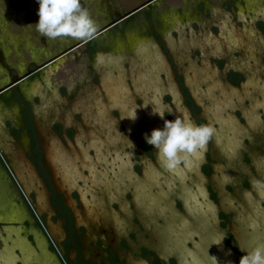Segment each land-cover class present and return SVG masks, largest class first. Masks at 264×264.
I'll return each instance as SVG.
<instances>
[{
    "label": "rangeland",
    "instance_id": "1",
    "mask_svg": "<svg viewBox=\"0 0 264 264\" xmlns=\"http://www.w3.org/2000/svg\"><path fill=\"white\" fill-rule=\"evenodd\" d=\"M149 1L81 0L97 30L106 28L90 46L103 50L90 53L84 44L76 45L80 39L45 37L59 45L52 53L60 61L61 80L53 85L49 68L24 83V94L16 89L24 96V133L11 132L20 122L18 104L0 100V264H52L47 240L62 233L60 220L53 221L54 198L64 201L78 225L94 227L86 234L87 244L100 225L103 240L112 239L115 229L126 235L134 228L135 210L145 230L163 216L159 226L187 222L175 209L176 196L208 224L215 215L201 171L208 158L209 180L223 205L237 210L246 201L257 208L264 200V191L254 189L256 197L242 185L245 178L264 177V28L259 27L264 0ZM238 73L243 76L236 81ZM134 108V121L124 117ZM157 108L166 120L187 114L194 123L215 128L206 148L173 171L161 166L151 145L150 152L142 146L145 134L163 127L152 114ZM56 123L60 133L53 129ZM70 128L74 134L69 135ZM246 139L255 173L243 161ZM193 195L198 206L191 204ZM244 221L239 216L238 222ZM163 226H155L152 234L169 236ZM141 231L140 243L157 244L156 237L144 239Z\"/></svg>",
    "mask_w": 264,
    "mask_h": 264
},
{
    "label": "flooded vegetation",
    "instance_id": "2",
    "mask_svg": "<svg viewBox=\"0 0 264 264\" xmlns=\"http://www.w3.org/2000/svg\"><path fill=\"white\" fill-rule=\"evenodd\" d=\"M151 1L152 0L149 2ZM143 6L144 5L141 7ZM141 7H139V9ZM123 17L114 19L110 25L116 23ZM110 25H107V27ZM259 27L263 32L264 24L261 23ZM104 29L106 28L102 30ZM100 30L101 29L96 30V32L88 38L80 39L76 45L84 44L87 51L90 53L103 50V47L96 49L90 47L92 46L91 44L94 40V36L102 32V30ZM239 75L243 76L242 74ZM7 103L9 102L7 101ZM59 126H53V129L60 133L62 131L61 123H59ZM25 131L27 132L29 130ZM73 131L72 128L68 129L69 135L73 133ZM15 139L18 138L16 137ZM245 142L243 161L245 165L251 168L252 173H255L256 167L253 163V159L246 152L247 146L250 145V140L246 139ZM211 160V158H208L206 166L201 170L202 175L208 179L207 188L209 190V200L212 202L214 201L213 207H215V215H212L214 216L213 218L210 217V222H208V224L204 222L203 218H199V216H197L198 219L195 218L194 216L197 211L189 204L187 206L186 200L176 196L175 209L178 213L187 218V222H181L178 225L176 222L171 221L169 224L164 225L168 226V229H165L162 225V229L166 230L169 236H164L165 233L163 230L162 233L164 234H152V229H155V226H158L157 229L159 230V227H162L159 226V223H165L166 220L164 216L158 218V221L156 220L154 224H151V228L145 230L146 225L140 220L135 210L132 218L134 228L133 230L126 228V235L119 234L115 229L116 234H112V231H109V234L113 235L112 239H108L109 236L106 235L105 240H103L99 236L102 232V226L100 225L95 238L87 244L85 242V237L91 226L78 225L74 213L64 207V201L61 198H54L53 204L57 209L53 221H55L54 224H57L59 222L58 220H60L59 223L62 233L59 235L60 238H56L51 233L49 240H47L48 250L46 252H48V262L50 261L52 264H215L216 260V264H239L241 256L244 255L241 249L251 250V248L255 247L258 243L264 242V200L260 203L256 202L257 208L254 206L251 207L246 201H243V206H239L237 210L232 209L226 203L223 205L219 192L216 191V188L213 187L209 180L211 178L210 174L212 173ZM205 167L209 168L208 172L205 171ZM140 173L141 172H139V174ZM63 178H65V176H63ZM262 178L264 180V177ZM242 185L243 189H249L250 192H253L254 195L258 197L255 190L252 188L250 179L245 178ZM146 189L144 188V190ZM226 189L227 192L234 193L233 186L227 185ZM178 192L182 191L178 189ZM75 194L78 195L77 192H75ZM133 196V191L130 190L127 197L132 208L134 207ZM193 197L195 199H193L194 201L191 200V204L197 205V198L195 195H193ZM234 202L237 204L236 201ZM114 206L117 209L119 208L117 203ZM78 208H82V205L79 204ZM254 211L259 215L255 216L256 213ZM239 216L245 218L244 224L238 222ZM167 217L169 219V216ZM42 218L46 228L50 232V225L48 224L46 216L42 215ZM178 221H181V219L178 218ZM91 228L93 232L94 227ZM171 228L172 230H170ZM140 229L143 230L141 232H143L142 236L144 239H153L156 237L153 241L157 242V244L151 246L142 243V241L140 243L138 239V231H140ZM111 230L114 231V228ZM127 238L133 242L132 245ZM218 242L220 243L216 244ZM38 251L41 256L42 252L40 250Z\"/></svg>",
    "mask_w": 264,
    "mask_h": 264
},
{
    "label": "clouds",
    "instance_id": "3",
    "mask_svg": "<svg viewBox=\"0 0 264 264\" xmlns=\"http://www.w3.org/2000/svg\"><path fill=\"white\" fill-rule=\"evenodd\" d=\"M36 3L38 21L34 26L37 32L47 38L83 39L97 30L96 23L82 6L81 0H36ZM135 110L136 108L132 109L124 117L134 121L137 118ZM170 113L172 112H168ZM152 114L158 115L164 124L162 128L145 134L144 140L156 150L161 166L169 171L177 169L188 156L204 150L215 133L212 125L196 124L187 114L177 115L174 120L164 119L165 112L159 108L152 109ZM251 185L258 192L264 191L262 179H252ZM241 251L244 255L241 256L239 264H264V242L258 243L251 250Z\"/></svg>",
    "mask_w": 264,
    "mask_h": 264
},
{
    "label": "crops",
    "instance_id": "4",
    "mask_svg": "<svg viewBox=\"0 0 264 264\" xmlns=\"http://www.w3.org/2000/svg\"><path fill=\"white\" fill-rule=\"evenodd\" d=\"M37 10L36 0H0V100L18 104L16 123L18 118L20 122L12 125L14 136L21 131L24 133V96L16 93V89H21L24 94V83H31L49 68L52 70L53 85L61 80L60 61L52 53L59 45L47 41L36 31ZM58 90L66 93L65 87H58ZM48 92L51 90L48 89ZM26 106L25 114L32 121V109Z\"/></svg>",
    "mask_w": 264,
    "mask_h": 264
},
{
    "label": "trees",
    "instance_id": "5",
    "mask_svg": "<svg viewBox=\"0 0 264 264\" xmlns=\"http://www.w3.org/2000/svg\"><path fill=\"white\" fill-rule=\"evenodd\" d=\"M125 16H126V15H125ZM240 77L242 78V76L238 74V75H236L233 79H234V80H236V79L239 80ZM237 80H236V81H237ZM57 127H58V126H57ZM59 127H60V126H59ZM143 148H144V150H145L146 152H148L149 150H151V149H150V145L146 144V142L143 143ZM149 152H150V151H149ZM205 171L208 172V171H209V168H208V167H205Z\"/></svg>",
    "mask_w": 264,
    "mask_h": 264
}]
</instances>
